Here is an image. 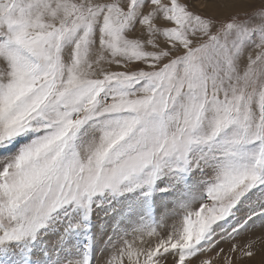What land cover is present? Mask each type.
I'll list each match as a JSON object with an SVG mask.
<instances>
[{
  "label": "snow or ice",
  "instance_id": "obj_1",
  "mask_svg": "<svg viewBox=\"0 0 264 264\" xmlns=\"http://www.w3.org/2000/svg\"><path fill=\"white\" fill-rule=\"evenodd\" d=\"M261 237L264 0H0V264H233Z\"/></svg>",
  "mask_w": 264,
  "mask_h": 264
},
{
  "label": "bare ground",
  "instance_id": "obj_2",
  "mask_svg": "<svg viewBox=\"0 0 264 264\" xmlns=\"http://www.w3.org/2000/svg\"><path fill=\"white\" fill-rule=\"evenodd\" d=\"M261 230H257L254 233L247 234L243 238V244L240 246L243 248L245 244L250 240L260 235ZM253 250L255 251V255L253 257H243L239 258V253L234 254L233 264H239V262L243 264H264V237H261L257 243L254 245Z\"/></svg>",
  "mask_w": 264,
  "mask_h": 264
},
{
  "label": "rangeland",
  "instance_id": "obj_3",
  "mask_svg": "<svg viewBox=\"0 0 264 264\" xmlns=\"http://www.w3.org/2000/svg\"><path fill=\"white\" fill-rule=\"evenodd\" d=\"M206 3L211 4L212 0H205ZM205 11H209V9H205ZM246 236V235H244ZM244 236L239 237V239L237 241L231 242V243H224L221 245V247L224 248L225 253L228 252V250L232 247V243H237L239 246H241L243 244V238ZM234 254H233V258H234ZM214 264H224V260H223V255L221 256V258L217 259L214 261ZM239 264H243L241 262H239Z\"/></svg>",
  "mask_w": 264,
  "mask_h": 264
}]
</instances>
